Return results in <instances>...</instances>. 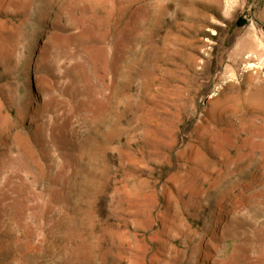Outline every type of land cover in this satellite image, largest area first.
I'll return each instance as SVG.
<instances>
[{"label": "rangeland", "instance_id": "374dc122", "mask_svg": "<svg viewBox=\"0 0 264 264\" xmlns=\"http://www.w3.org/2000/svg\"><path fill=\"white\" fill-rule=\"evenodd\" d=\"M0 264H264V0H0Z\"/></svg>", "mask_w": 264, "mask_h": 264}]
</instances>
